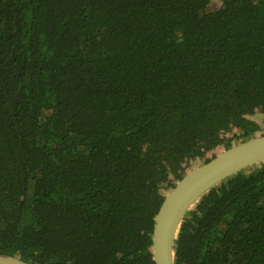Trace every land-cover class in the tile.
Masks as SVG:
<instances>
[{"label": "trees", "instance_id": "1", "mask_svg": "<svg viewBox=\"0 0 264 264\" xmlns=\"http://www.w3.org/2000/svg\"><path fill=\"white\" fill-rule=\"evenodd\" d=\"M259 134L264 0H0V255L156 264L163 194ZM174 249L264 264V161L206 191Z\"/></svg>", "mask_w": 264, "mask_h": 264}, {"label": "water", "instance_id": "2", "mask_svg": "<svg viewBox=\"0 0 264 264\" xmlns=\"http://www.w3.org/2000/svg\"><path fill=\"white\" fill-rule=\"evenodd\" d=\"M264 161V134L224 149L191 167L163 195L154 217L152 252L156 264H174V241L186 212L206 191L239 170ZM0 264H32L14 256L0 255Z\"/></svg>", "mask_w": 264, "mask_h": 264}, {"label": "rangeland", "instance_id": "3", "mask_svg": "<svg viewBox=\"0 0 264 264\" xmlns=\"http://www.w3.org/2000/svg\"><path fill=\"white\" fill-rule=\"evenodd\" d=\"M203 161H204V160H202V159L193 160V161L190 162L189 168L194 167V166H196V165L202 163ZM166 190H167V189L165 188V185H163V187H162V191H161V192H164V191H166Z\"/></svg>", "mask_w": 264, "mask_h": 264}]
</instances>
